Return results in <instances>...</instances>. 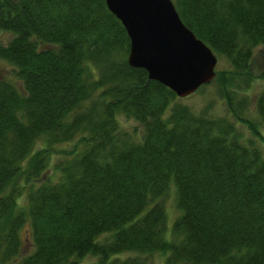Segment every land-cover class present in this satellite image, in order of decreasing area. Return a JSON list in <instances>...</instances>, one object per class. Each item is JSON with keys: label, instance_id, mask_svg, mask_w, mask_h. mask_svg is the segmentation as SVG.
Segmentation results:
<instances>
[{"label": "trees", "instance_id": "16d2710c", "mask_svg": "<svg viewBox=\"0 0 264 264\" xmlns=\"http://www.w3.org/2000/svg\"><path fill=\"white\" fill-rule=\"evenodd\" d=\"M173 1L226 61L209 85L247 142L211 106L195 112L127 65L129 38L105 0H0V60L22 84L0 79V264H152L153 253L264 264V138L240 99L264 47V0ZM255 100L264 127V88ZM171 183L180 216L167 241Z\"/></svg>", "mask_w": 264, "mask_h": 264}, {"label": "water", "instance_id": "95a60500", "mask_svg": "<svg viewBox=\"0 0 264 264\" xmlns=\"http://www.w3.org/2000/svg\"><path fill=\"white\" fill-rule=\"evenodd\" d=\"M130 41L127 62L179 99L210 84L218 58L187 28L172 0H105Z\"/></svg>", "mask_w": 264, "mask_h": 264}, {"label": "rangeland", "instance_id": "374dc122", "mask_svg": "<svg viewBox=\"0 0 264 264\" xmlns=\"http://www.w3.org/2000/svg\"><path fill=\"white\" fill-rule=\"evenodd\" d=\"M173 1V0H172ZM174 2V1H173ZM10 39V35L2 33L0 34V42L6 43ZM252 62H251V71L254 75L253 82L251 83L250 87L243 92L242 96L240 99H245L246 102V110H244V117L248 118L249 121H252L258 126L259 131L263 134L264 138V127L260 125V120L256 111V100L257 96L260 94L262 91V88H264V47H260L257 49L253 55ZM226 68V61L219 57L218 58V64L216 70H222ZM0 79H5L17 87H21L22 84L20 80L18 79L16 75V69L12 67L10 64H8L6 61L0 60ZM215 85L211 84L208 85L206 88H204L202 91L197 92L181 101L182 104H185L189 106L192 110L195 112H198L203 109H205L207 106H211L209 110V114L213 117L216 118H225L230 121H233L229 113L227 111V107L225 103L220 100L216 93ZM235 126L238 129L239 134L242 136V140L244 142H247L248 139H251V132L247 129L245 124L240 123V122H235ZM121 127H123L126 130L131 131L132 129H136L137 131L140 129V126H138L136 123L128 121V120H123L121 119ZM41 142H37V145H41ZM257 147L263 151L264 153V143L257 141L255 142ZM56 152L55 155H53V160H56V158H59L62 156L61 150H66L70 151V149L73 148V142H68L66 144H61L57 145L54 147ZM53 168L51 166L50 170L47 172V174L52 173ZM46 177V176H45ZM174 184L171 183L169 190L167 194L161 199L162 204L165 207L166 211V232H165V239L167 241L173 240L172 237V227L174 221L180 216V210L178 209L177 206V200H176V191L175 187L173 186ZM28 228V226H27ZM32 250L31 245H27L23 253L27 254ZM129 255V254H125ZM168 254L164 255L161 253H153L149 255L148 260L152 264H165V259L167 258ZM84 261L86 262H95V259L93 256H87L84 258Z\"/></svg>", "mask_w": 264, "mask_h": 264}]
</instances>
